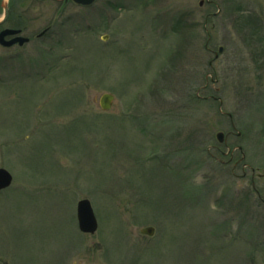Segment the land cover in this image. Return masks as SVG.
Instances as JSON below:
<instances>
[{
	"label": "rangeland",
	"instance_id": "374dc122",
	"mask_svg": "<svg viewBox=\"0 0 264 264\" xmlns=\"http://www.w3.org/2000/svg\"><path fill=\"white\" fill-rule=\"evenodd\" d=\"M5 2L0 264H264V0Z\"/></svg>",
	"mask_w": 264,
	"mask_h": 264
},
{
	"label": "water",
	"instance_id": "95a60500",
	"mask_svg": "<svg viewBox=\"0 0 264 264\" xmlns=\"http://www.w3.org/2000/svg\"><path fill=\"white\" fill-rule=\"evenodd\" d=\"M95 0H73V2L77 5L82 6H90L94 3ZM201 2L200 4H202ZM1 7L3 8V18L0 21V25L5 21L8 15V5L5 0H1ZM45 32L41 33L42 36ZM19 31L6 29L0 32V44L4 47H11L15 44L19 46H23L28 43L29 40L27 38L17 36ZM14 36L11 40H6V37ZM106 37H104L105 39ZM222 52V48L219 49V53ZM218 57V54L215 55V58ZM114 100V96L110 93H104L99 97V106L103 111H109L112 107V102ZM219 143H223L226 139L223 133H217L216 135ZM244 158V156H243ZM12 175L4 168H0V191L8 188L12 184ZM77 222L78 228L81 232L87 234H94L97 230V221L93 214V210L91 208L90 202L87 199L80 200L77 203ZM154 229L149 227L141 230L142 234L151 236L153 235Z\"/></svg>",
	"mask_w": 264,
	"mask_h": 264
},
{
	"label": "flooded vegetation",
	"instance_id": "af4514ba",
	"mask_svg": "<svg viewBox=\"0 0 264 264\" xmlns=\"http://www.w3.org/2000/svg\"><path fill=\"white\" fill-rule=\"evenodd\" d=\"M40 1H47V0H40ZM50 1H54V2H58V3L66 4L69 0H50ZM0 6H1V0H0ZM77 6H80V5H77ZM14 20H15V22H14ZM18 20H20V19H17L15 17L14 9L12 8V6H10V4H8V15H7V18L5 19V21L0 25V32H2L3 30H6V29L17 30V31H19V34L17 36H21V37H24V38H27L28 40H30L28 37H25L24 36L25 25H23L22 23H19ZM45 30H47L46 33L44 35L40 36V34L42 32H44ZM50 30H51V27L50 26L47 27V28H45L40 34L37 35V37L38 38H43L44 36H46L49 33ZM13 37L14 36H8V37H6V40L7 41L8 40H11ZM230 158H231V161L234 158L233 151L230 152ZM238 164L239 163H237V162L235 163L234 168H233V171L236 170Z\"/></svg>",
	"mask_w": 264,
	"mask_h": 264
}]
</instances>
